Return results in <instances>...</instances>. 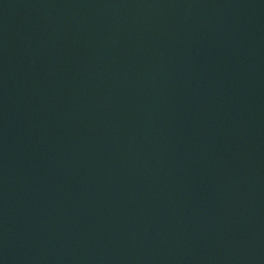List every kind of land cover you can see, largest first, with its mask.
Instances as JSON below:
<instances>
[{
  "label": "water",
  "instance_id": "obj_1",
  "mask_svg": "<svg viewBox=\"0 0 264 264\" xmlns=\"http://www.w3.org/2000/svg\"><path fill=\"white\" fill-rule=\"evenodd\" d=\"M0 264H264V0H0Z\"/></svg>",
  "mask_w": 264,
  "mask_h": 264
}]
</instances>
